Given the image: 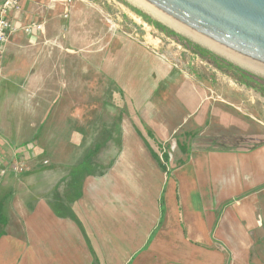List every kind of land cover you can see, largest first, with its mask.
I'll use <instances>...</instances> for the list:
<instances>
[{"label": "crops", "instance_id": "1", "mask_svg": "<svg viewBox=\"0 0 264 264\" xmlns=\"http://www.w3.org/2000/svg\"><path fill=\"white\" fill-rule=\"evenodd\" d=\"M91 15L87 0H73L68 26L59 0H24L10 19L43 23V31L9 38L0 82H39L37 94L55 88L63 95L78 71L63 36ZM33 63L40 69L32 74ZM175 98L187 110L190 134L170 154L168 169L142 145L138 127L126 126L122 151L106 170L70 171L65 184L79 190L69 200L55 186L31 203L10 202L1 185L0 264H264V129L250 127L235 103L213 99L193 81ZM1 136L0 162L17 158L28 166L26 148L18 153Z\"/></svg>", "mask_w": 264, "mask_h": 264}, {"label": "rangeland", "instance_id": "2", "mask_svg": "<svg viewBox=\"0 0 264 264\" xmlns=\"http://www.w3.org/2000/svg\"><path fill=\"white\" fill-rule=\"evenodd\" d=\"M87 1L91 17L75 20L73 32L63 36L78 63L69 90L59 96L51 88L50 95L41 96L33 89L39 82H0V136L18 153L26 148L28 156L27 171L0 178V186L9 189L4 198L30 197L31 203L43 189L54 194L55 186L62 198L65 192V200L73 198L79 189L65 184L70 171L99 175L106 170L122 151L126 126L134 132L138 127L142 145L160 169H168L170 154L174 158L190 134L187 110L175 98L179 86L190 81L213 99L235 103L250 127L264 129V92L237 80L241 70L264 86L263 74L222 59L130 0ZM30 68L33 74L40 65Z\"/></svg>", "mask_w": 264, "mask_h": 264}, {"label": "water", "instance_id": "3", "mask_svg": "<svg viewBox=\"0 0 264 264\" xmlns=\"http://www.w3.org/2000/svg\"><path fill=\"white\" fill-rule=\"evenodd\" d=\"M222 59L264 73V0H145Z\"/></svg>", "mask_w": 264, "mask_h": 264}, {"label": "built area", "instance_id": "4", "mask_svg": "<svg viewBox=\"0 0 264 264\" xmlns=\"http://www.w3.org/2000/svg\"><path fill=\"white\" fill-rule=\"evenodd\" d=\"M23 1L24 0H3L0 4V69L6 43L13 34L19 30H22L28 35H36L43 31V23L32 21L26 25H21L10 19L9 14L13 11H18ZM59 2L63 6V17L67 18L70 14L73 0H59ZM46 163L47 160H44L43 164ZM27 170L28 166L17 158L14 159L9 166H5L0 162V178L5 176L8 171L17 174Z\"/></svg>", "mask_w": 264, "mask_h": 264}, {"label": "bare ground", "instance_id": "5", "mask_svg": "<svg viewBox=\"0 0 264 264\" xmlns=\"http://www.w3.org/2000/svg\"><path fill=\"white\" fill-rule=\"evenodd\" d=\"M132 3H134L135 5L139 6L140 8L144 9L145 11H147L148 13H150L153 17H155L156 19L160 20L161 22L167 24L168 26H170L171 28H173L174 30L184 33L190 37H192L193 39H195L193 36H191L189 33H187L185 30H183L181 27H179L177 24H175L173 21H171L169 18H167L165 15H163L161 12H159L157 9H155L153 6H151L149 3H147L145 0H130ZM197 40V39H195ZM198 41V40H197ZM201 43V42H200ZM242 66V65H241ZM245 67V66H244ZM248 68V67H247ZM251 69V68H248ZM255 72H258L259 74H263L262 72H259L257 70L251 69Z\"/></svg>", "mask_w": 264, "mask_h": 264}, {"label": "trees", "instance_id": "6", "mask_svg": "<svg viewBox=\"0 0 264 264\" xmlns=\"http://www.w3.org/2000/svg\"><path fill=\"white\" fill-rule=\"evenodd\" d=\"M217 67H220L222 70L223 68L219 65L216 64ZM239 70V69H238ZM240 71V72H239ZM238 72L240 73V77L237 78L238 81H240L242 84L248 85V86H252L254 87L256 90L260 91V92H264V86L263 85H259L257 83V81H253L250 79V76L247 75L245 72L239 70ZM97 262H94V264H96Z\"/></svg>", "mask_w": 264, "mask_h": 264}]
</instances>
